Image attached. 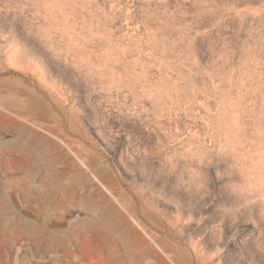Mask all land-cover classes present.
<instances>
[{"label": "rangeland", "instance_id": "rangeland-1", "mask_svg": "<svg viewBox=\"0 0 264 264\" xmlns=\"http://www.w3.org/2000/svg\"><path fill=\"white\" fill-rule=\"evenodd\" d=\"M0 264H264V0H0Z\"/></svg>", "mask_w": 264, "mask_h": 264}]
</instances>
